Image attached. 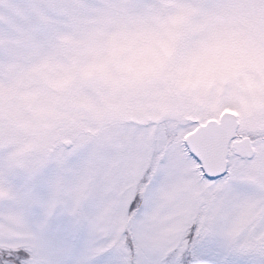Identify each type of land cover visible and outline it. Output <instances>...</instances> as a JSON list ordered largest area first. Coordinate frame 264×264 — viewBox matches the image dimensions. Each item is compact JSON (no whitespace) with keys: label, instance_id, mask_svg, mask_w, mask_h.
Instances as JSON below:
<instances>
[{"label":"snow or ice","instance_id":"1","mask_svg":"<svg viewBox=\"0 0 264 264\" xmlns=\"http://www.w3.org/2000/svg\"><path fill=\"white\" fill-rule=\"evenodd\" d=\"M0 264H264V0H0Z\"/></svg>","mask_w":264,"mask_h":264}]
</instances>
